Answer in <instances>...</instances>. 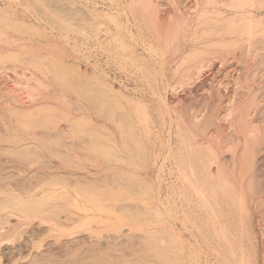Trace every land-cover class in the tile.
<instances>
[{
    "label": "rangeland",
    "instance_id": "rangeland-1",
    "mask_svg": "<svg viewBox=\"0 0 264 264\" xmlns=\"http://www.w3.org/2000/svg\"><path fill=\"white\" fill-rule=\"evenodd\" d=\"M134 1H2L19 17L16 23L8 21L11 26L15 23L24 38L33 39L26 48L39 42L57 46L62 54L36 59L30 51L16 53L17 58L13 55L6 62L19 70L35 66L50 92L26 106L16 100L8 105L0 93V264H192V254L200 257L201 264H227L224 243L192 245L186 228L187 244L177 242L181 222L190 214L189 209L183 214L184 200L177 195L182 185L175 156L181 126L192 123L194 110L205 106V89L216 79L230 82L221 88L227 96L237 78H243L240 108L257 114V126L264 125V0H247L241 10L211 8L204 18L199 16L201 9L196 11L185 38H179L181 49L159 44L158 30L167 22V12L161 8L162 21L154 25ZM214 49L227 55L231 72L220 70L216 58L198 72ZM16 73L0 77V87L8 77L15 86ZM207 102L210 110L221 105L214 98ZM246 118L249 124L250 117ZM222 133V158L230 165L228 141L236 138L230 131ZM258 149L254 151L257 167L264 168V148ZM158 174L163 182L161 196L154 184ZM160 199L173 217L157 216ZM83 207H92L94 213L102 210L104 215L110 212L126 227L119 233L103 229L99 244L86 236L88 231L73 236L50 232L51 224H73ZM198 215L190 216L200 225L204 214Z\"/></svg>",
    "mask_w": 264,
    "mask_h": 264
},
{
    "label": "bare ground",
    "instance_id": "bare-ground-1",
    "mask_svg": "<svg viewBox=\"0 0 264 264\" xmlns=\"http://www.w3.org/2000/svg\"><path fill=\"white\" fill-rule=\"evenodd\" d=\"M2 1L3 0H0V77L10 76L7 73L9 71H14V72H17L16 75H18L19 80H17V82L15 81L16 85L14 84L15 86H13L8 82L9 81L8 78H11V77H8L7 80L2 84L3 86L0 87V93L3 95L2 97L4 96L7 97L8 105L11 104L12 101L16 100L26 106L28 103H31L30 101L37 102L38 100H40V98L41 99L46 98L48 96V92H50L49 84L44 82L42 77L37 75L36 68L35 66H33V64H32L33 67L24 65L21 68V70H19V66L17 68V65H10L6 63L9 61L8 60L9 57L13 56L16 53H18L19 55V54L31 51L32 54L36 57V59H43V58L45 59V57L50 58L49 54L53 55L54 52H57V53H61V52L57 49V46H52V45L44 46L41 43L38 44L39 42H37V44L34 45L37 48V50H39V53L35 51L36 48H34V46H32L33 48L32 47H29V49L26 48V46H28L30 43L31 44L34 43L33 39L28 38V37L24 38V36L21 35L20 28L15 27L17 26L15 23L19 21V17L16 11H12V10L10 11L8 10L9 8L7 9L4 6H2ZM135 1L142 7V9L147 11V13L150 15V22H153L154 25L157 23V21L158 23L162 21V18H158V12H161V8H162V11H165V13L167 12L168 15L165 14L167 15V22L165 23L163 21L165 25L158 30V35L161 38L159 39V44H161L162 46L168 49H172L175 46L178 49H181V45L179 43L180 42L182 43V40L180 41L179 38L184 37L188 33L187 30L190 27L189 25L195 16L193 13H195L196 11L198 12V10L201 9L203 12L200 13L199 16L203 17L204 14L207 15L206 13L210 12L209 10H211V8H213L214 10V9L221 8V6L222 8L230 7L231 9V7H233V9L235 8V9L241 10L244 8V4L246 3L247 0H135ZM135 1L134 3H136ZM248 4H250V6L252 5V3L250 2ZM167 7L170 8L169 11H166ZM164 8L165 10H163ZM4 12L6 14H3ZM199 19L201 18L199 17ZM247 20L249 19L247 18ZM8 21L15 22L14 24L12 23L14 26H11V22H8ZM195 21H199V20H195ZM175 40L179 42H175ZM25 48L27 50H25ZM179 51H182V50H179ZM210 51H211L210 54L212 56H207L208 57L207 62L200 64V66L198 67V70H199L198 72H203L204 68H206L207 66L209 67L213 58L218 59V60L216 59L215 60L219 61V63L221 64L220 70L222 69L228 70L227 68H229L231 65H229L228 63L229 59L226 58L227 55L226 56L221 55L222 50L220 51V53H218V49H217L218 54L216 53L215 49L214 51L212 50ZM14 56L15 58H17L16 55ZM204 57H206V55ZM202 59L201 61L203 62V60L206 58H204L203 60ZM29 63L27 64L29 65ZM228 72H231V71L228 70ZM225 76H227V74ZM242 80L244 79L243 78L241 79V77L237 78V81L235 82V84H233L232 92L230 93L229 91L230 95H227V96H225L226 93L224 94L222 93L223 91L221 92V88L222 86L226 87L227 84L230 82L229 81L226 82L224 80H219V79L212 81L213 83L209 84L210 86L208 89H205L207 90V93L203 96L204 99L206 100L205 101L203 99L205 102V106H203L201 109L194 110V113H192L191 115L192 123L190 122L189 124L188 122L186 123L184 122L185 126L180 125L182 131H181L180 139H179V149H178L179 151L176 153L175 159L177 160V170H178L177 173H179V181L182 186L180 187V191H177L179 192L177 195L184 200V205H183V210H182L183 214H187L188 213L187 209H189L190 215L193 213L199 212V215L202 216V213H203L204 217L202 218V224L199 225L197 222L198 220L196 221L195 217L194 219L190 215L189 217L188 215L187 216L185 215V220L181 222V227L180 229H178V233L176 237H177V242L185 244L186 237L183 231L186 228L190 230V236L193 237V238L191 237L189 238V241H190L189 243H191L192 245L196 243H197L196 246L198 244L200 245L203 241L208 244H213V243L226 244L228 248L225 251V253H227V264H264V168H262L261 165L259 168L257 167L258 158L256 159V155L254 153L257 146L259 149L264 148V142L262 143V140L264 138L261 140V137H264V125L260 124L259 126H257L258 124L256 122L257 114H255L254 112L250 113L251 111L247 114L245 110L244 111L242 110L244 108L242 109L240 108L241 103L239 101L240 100L239 90L241 91V88L243 87V84H244ZM231 87L232 85L230 86V88ZM243 92L245 91H242L241 93ZM244 97H246V95ZM176 98L179 99V97H176ZM213 98L216 99L217 103H221L222 106L221 105L219 106L216 104L215 108L213 107L214 109L211 108L210 110V108L208 109L207 101L208 99H213ZM171 103L174 104L173 102ZM184 103L182 104V106L184 105ZM172 104H170L169 107H171ZM202 104H203V101H202ZM202 104H200V107ZM210 104H211V100H210ZM211 105H213V103ZM198 107H199V104H198ZM191 110L192 109H190V111ZM182 113L184 114V111H182ZM246 115L247 117H250L249 124L248 123L246 124V119H247ZM186 117L187 116L185 114V118ZM259 120L260 119H258V121ZM238 121H240L241 123L239 124ZM242 123L244 126L241 125ZM228 131H230L231 135L234 138H236V142L235 140L231 138L228 141L230 142L228 143V149L226 148L227 151L229 150L231 153V159H230L231 164L230 165H228V163L225 162L222 158V153H223L222 150L225 146H223L224 138L222 139L220 136L221 132L224 133ZM250 141L251 142L254 141V144L252 143L253 145H251ZM171 149H173V147ZM157 176L158 177H156L157 179H155L154 184L156 185L157 183V187L155 186L156 192L158 196H161L162 194L160 195V193L163 191V190L161 191L162 189L161 179L162 178L159 174ZM253 179H256L257 181L255 182ZM260 180L263 182H261ZM169 187L171 188L172 186H169ZM103 189L104 188H102V190ZM107 195H108V192H107ZM116 202L118 201L116 200ZM162 203L163 201L161 199L159 200L158 203H156L158 204L157 205L158 207L156 209L157 216L161 217V216L168 214L169 216L173 217L174 215L173 212L169 208L163 207ZM87 205L88 204H86V206ZM100 206L103 207L102 204ZM130 207L129 209H131ZM83 208H84L83 212L80 211L81 214L76 215L77 218L73 217L75 221L71 220L73 221V224L70 223L71 224V225L69 224L70 226L65 225V223L64 224H60V223L51 224L49 226L50 232L58 233L59 235H64V234L69 233L70 234V235L68 234L69 236H73L77 232L88 231V234H86V236H88L89 239L93 238V240H96V243L98 242L99 244L103 237V234H102V232L104 231L103 229L109 230V228H111L112 231L119 233L121 232L122 226L126 225L123 220H119L120 218L114 219L113 215H111L110 212L107 215H104L100 213L102 210L99 211L98 209L94 213L90 211L92 207L90 209L88 207H83ZM118 214L121 215L120 213ZM199 215H198V218H199ZM128 216H131V215H128ZM136 220L138 219L136 218ZM121 221H123L124 223ZM142 221H144V219ZM189 222L191 223V225H189ZM47 223L49 222L47 221ZM128 223L130 224V221ZM123 227H126V226H123ZM132 229L133 230L137 229V226L135 229L131 228V230ZM156 229L154 230L156 231ZM146 232H149V230H147ZM168 232L170 231L168 230ZM157 234L159 235L161 233H157ZM163 234L160 235L162 238L165 237V236H162ZM57 238H60V237L58 236ZM155 239L153 240L156 241ZM157 242L162 243V241L160 242L157 241ZM152 249H154V247ZM158 252L160 251L158 250ZM198 255L200 256L201 253ZM198 260H199V263H198ZM191 261H192V264H201L200 257H197V255H194V254L191 255ZM206 264H210V262L207 261Z\"/></svg>",
    "mask_w": 264,
    "mask_h": 264
}]
</instances>
